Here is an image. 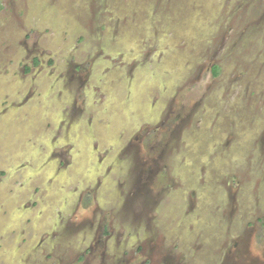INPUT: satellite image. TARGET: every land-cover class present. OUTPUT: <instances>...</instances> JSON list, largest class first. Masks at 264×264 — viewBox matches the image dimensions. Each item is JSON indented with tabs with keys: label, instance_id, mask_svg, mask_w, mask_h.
Returning <instances> with one entry per match:
<instances>
[{
	"label": "rangeland",
	"instance_id": "rangeland-1",
	"mask_svg": "<svg viewBox=\"0 0 264 264\" xmlns=\"http://www.w3.org/2000/svg\"><path fill=\"white\" fill-rule=\"evenodd\" d=\"M0 264H264V0H0Z\"/></svg>",
	"mask_w": 264,
	"mask_h": 264
},
{
	"label": "flooded vegetation",
	"instance_id": "flooded-vegetation-1",
	"mask_svg": "<svg viewBox=\"0 0 264 264\" xmlns=\"http://www.w3.org/2000/svg\"><path fill=\"white\" fill-rule=\"evenodd\" d=\"M36 61H38V60H36ZM74 70H72V68H70V70H72V71H75V72H78V71H80V66H78V65H74ZM126 196L124 195V198H125ZM83 199L86 201V204H85V207L84 208H90V206L93 204V202L96 200V198H95V196H94V194L92 193V194H89V193H87V194H85L84 195V197H83ZM87 206V207H86ZM121 207L119 208V210L120 211H118L119 213L121 212V211H123V212H121V215L123 214V215H126L127 213H129L128 212V210H129V208L128 207H126L125 206V204H121L120 205ZM99 210V211H98ZM92 211V214L93 215H96V214H99V216H101V217H99L98 215L96 216V219H97V221H96V223H94L93 222V232H97L98 231V228L100 227V228H102L101 230H100V234H99V236H102V234L103 233H105V218H104V215H105V210L104 209H101V207H99V206H97V207H95L94 209H92L91 210ZM99 213H98V212ZM127 212V213H126ZM125 213V214H124ZM113 214H115L116 215V213H113ZM118 215V214H117ZM116 215V216H117ZM102 216H103V218H104V221H102ZM96 227H97V229H96ZM93 237H95V236H93ZM92 237V238H93ZM99 243V241H97L96 242V244H98ZM92 245H93V243H92ZM92 245H89L88 247H89V252H90V254H91V251H92Z\"/></svg>",
	"mask_w": 264,
	"mask_h": 264
},
{
	"label": "trees",
	"instance_id": "trees-1",
	"mask_svg": "<svg viewBox=\"0 0 264 264\" xmlns=\"http://www.w3.org/2000/svg\"><path fill=\"white\" fill-rule=\"evenodd\" d=\"M37 62V61H36ZM213 74L214 75H217L218 74V66L217 65H214V67H213Z\"/></svg>",
	"mask_w": 264,
	"mask_h": 264
}]
</instances>
